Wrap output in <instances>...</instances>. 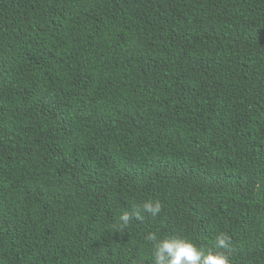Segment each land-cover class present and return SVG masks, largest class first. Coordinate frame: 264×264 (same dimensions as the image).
I'll return each instance as SVG.
<instances>
[{
  "label": "trees",
  "instance_id": "16d2710c",
  "mask_svg": "<svg viewBox=\"0 0 264 264\" xmlns=\"http://www.w3.org/2000/svg\"><path fill=\"white\" fill-rule=\"evenodd\" d=\"M149 232L264 264V0H0V264H153Z\"/></svg>",
  "mask_w": 264,
  "mask_h": 264
},
{
  "label": "clouds",
  "instance_id": "9594fccd",
  "mask_svg": "<svg viewBox=\"0 0 264 264\" xmlns=\"http://www.w3.org/2000/svg\"><path fill=\"white\" fill-rule=\"evenodd\" d=\"M163 208V202L157 198L144 199L133 206L131 213L125 211L120 214L119 227L126 228L133 218L142 220L144 215L156 218ZM144 239L151 244L153 264H231L230 257L220 251L229 244V238L224 232L215 236V250L198 246L182 235L158 238L155 232H149Z\"/></svg>",
  "mask_w": 264,
  "mask_h": 264
}]
</instances>
